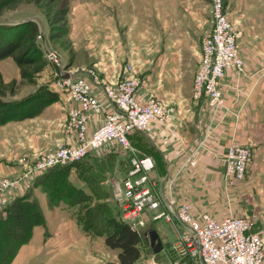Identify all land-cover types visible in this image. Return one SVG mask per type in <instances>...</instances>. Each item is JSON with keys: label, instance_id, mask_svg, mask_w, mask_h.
I'll list each match as a JSON object with an SVG mask.
<instances>
[{"label": "crops", "instance_id": "obj_1", "mask_svg": "<svg viewBox=\"0 0 264 264\" xmlns=\"http://www.w3.org/2000/svg\"><path fill=\"white\" fill-rule=\"evenodd\" d=\"M210 6L201 0H73L66 38L75 58L86 60H73L74 66L65 73L73 80H87L102 105V113L87 116V137L106 114L114 111L90 73L111 85L134 77L138 81L134 95L138 103L156 99L173 107L172 120L130 133L129 144L139 156L152 159L150 177L159 182L158 193H171L177 203L188 204L195 217L207 213L221 220L238 217L236 205L246 188V183L229 188L224 181V159L232 143L251 150L246 178L251 175L256 188L264 181V19L259 17H264V8L256 14L257 9L251 12L249 7L247 14L239 3L226 6L228 11L231 9L234 24L248 27L240 29L238 39L239 56L245 64L241 72L226 70L220 83L224 104L213 116L203 98H192L202 40L211 28ZM48 75L41 84H50ZM50 91L56 93L57 99L39 115L0 126V130L9 132L6 141L12 142L6 152L0 153V177L18 179L24 174L14 189L0 196V210L17 197L29 194L40 203L46 228L56 224L50 222V213L44 209L46 200L34 186L39 173L31 172L28 166L39 155L77 142L75 131L66 128L68 114L77 104L65 91L55 87ZM88 155L92 165H119L124 174L128 169L129 151L117 144ZM22 158H26V165ZM73 181L82 188L79 181ZM167 183H171L170 191ZM36 229L12 264H19L23 252L31 250Z\"/></svg>", "mask_w": 264, "mask_h": 264}, {"label": "built area", "instance_id": "obj_2", "mask_svg": "<svg viewBox=\"0 0 264 264\" xmlns=\"http://www.w3.org/2000/svg\"><path fill=\"white\" fill-rule=\"evenodd\" d=\"M210 5L211 29L202 40L192 98L194 101L203 98L215 116L224 104L220 83L226 70L241 72L244 65L237 49V35L232 30L223 1L210 0ZM46 58L60 69L55 88L67 92L70 100L77 104L70 110L66 121L67 128L75 131L77 142L39 156L29 164L31 172L41 173L55 166L74 164L91 151L117 144L129 151L126 173L122 178L110 180L111 196L120 210L121 220L136 232L143 231L151 222L161 220L169 224L175 233L169 246V264H263L264 232L251 217L217 220L207 213L193 216L188 204H177L171 193L163 195L156 191L159 182L150 177L154 168L152 159L139 156L130 146V133L142 132L153 123L172 120L173 107L156 99L138 103L134 96L138 81L134 77L111 85L90 73L93 81L100 84L114 111L106 114L101 125L87 137V116L102 113L101 103L93 96L87 80L66 77L60 55L55 50L46 49ZM126 68L130 70L129 66ZM251 158L248 147L238 143L229 146L224 159L227 187L235 186L246 177ZM13 185L12 181H1L0 192ZM167 189L170 191L171 183H167Z\"/></svg>", "mask_w": 264, "mask_h": 264}, {"label": "rangeland", "instance_id": "obj_3", "mask_svg": "<svg viewBox=\"0 0 264 264\" xmlns=\"http://www.w3.org/2000/svg\"><path fill=\"white\" fill-rule=\"evenodd\" d=\"M201 1L203 3L208 2V5L210 6V0ZM222 1L225 10L228 13L227 15L231 23L232 30L237 35L236 44L239 53L238 39L241 35V30L248 27H239L236 23L234 24L231 9L229 12L226 6L228 5L229 7L232 3H239L242 8L246 9L247 14L249 7L252 8L251 12L257 9L255 13L258 14L263 12L262 9L264 8V0ZM72 5L73 0H8L5 1V3H0V23L14 25H19L28 21L34 23V42L41 51L40 60L28 65L17 66L11 57L0 61L1 99L5 101H17L33 93L37 88L45 87L50 90L51 87H55V82L60 79V69L47 60L46 49L48 48L55 50L60 55L61 63L64 65V70L70 66H74L72 63L74 61L82 62L86 60L82 57L75 58V54L73 53L70 43L66 38L69 30V19L71 21L72 18V16L70 17L69 15ZM259 17L264 19L261 15H259ZM39 35L40 38L38 37ZM61 54L65 57L64 59L61 57ZM241 60L243 61L242 58ZM66 63H68V65H66ZM244 64L245 62L243 61V65ZM45 75H48L51 80L48 82L50 84H41ZM8 133V130H0V153L6 152L7 149L11 147L12 142L6 141ZM39 156H37V158ZM21 162L25 165L28 163L26 158H22ZM89 164V159H87L86 165ZM80 170L85 171L83 175L84 181L80 182V185H82V188L88 193L87 195H89V197L94 196L96 188L93 187L94 184L92 183L95 182L92 179L96 181L99 179V184L96 190L97 193H100L101 195L106 194L104 199L108 202L110 212L114 213L110 214L119 215L117 206L113 201L111 192H108V189L111 187V178H118L124 174L122 173L120 166L104 163L103 165H96L90 171L86 169V167L84 169L81 168ZM119 174H121V176ZM23 175L24 174H22L18 179L12 177H0V182L8 180L14 183L13 187L0 192V196L2 194L5 195L7 192L14 189V187L24 179ZM246 177L235 185L238 186L239 184L246 183V188L244 189L243 194H241V202H237L236 205V212L239 214L237 216L251 217L256 222V225L263 229L264 232V181L259 182V185L256 188L254 186L256 182L252 180V176L250 175L248 178ZM254 187L256 189H254ZM38 191L42 193L40 188H38ZM224 193H226V191ZM42 195L46 200V205L43 203L44 209L47 213H50V222L56 224V226L53 227L52 224H50L47 228L46 226L37 227L33 240L30 243L33 247L30 251L23 252V256L20 258L21 260H19V264H118L117 250L109 249L105 246L103 237L87 234L80 228L81 224L80 227L78 225L80 221L78 222L76 216L83 215L86 209L91 210L90 207H93L96 202L81 203L74 208H69L63 203L58 206H51L48 204L46 196L43 193ZM109 197H111L110 200ZM175 203L177 202L175 201ZM63 221L64 225L62 226L60 224H62ZM91 222L96 230L104 228L100 215L93 217ZM86 223L87 222L84 223L85 226H87ZM150 230H155L162 242L163 249L157 254H152L146 237V233ZM143 231L145 232V241L139 246L141 251V263L169 264V246L175 239V233L172 227L160 220L147 224ZM13 261L14 259L10 264H12Z\"/></svg>", "mask_w": 264, "mask_h": 264}, {"label": "trees", "instance_id": "obj_4", "mask_svg": "<svg viewBox=\"0 0 264 264\" xmlns=\"http://www.w3.org/2000/svg\"><path fill=\"white\" fill-rule=\"evenodd\" d=\"M3 0L0 3H5ZM35 25L28 21L19 25L0 23V61L13 58L17 66L28 65L40 60L41 51L34 42ZM25 46V48H24ZM57 99L56 93L45 87L37 88L33 93L21 100L5 101L0 98V125L12 121H20L39 115L47 106ZM87 155L80 162L47 169L36 177L34 186L40 188L46 196L48 204L58 206L63 203L74 208L85 202H96L86 209L83 215L76 216L78 225L87 234L104 238L105 246L117 250L118 264H143L140 261L139 246L145 241L144 231L136 232L122 222L119 215H111L106 194H98L99 179L94 180V196L87 195L83 188L73 181H84L81 168L93 169L94 165H86ZM104 164L98 163L97 165ZM86 165V166H85ZM107 198V197H106ZM112 210V209H111ZM111 213V214H110ZM114 214V213H113ZM100 215L104 228L96 230L91 219ZM87 222V226L84 223ZM45 226V219L38 201L29 194L17 197L0 210V264H10L19 249L26 245L35 227Z\"/></svg>", "mask_w": 264, "mask_h": 264}, {"label": "water", "instance_id": "obj_5", "mask_svg": "<svg viewBox=\"0 0 264 264\" xmlns=\"http://www.w3.org/2000/svg\"><path fill=\"white\" fill-rule=\"evenodd\" d=\"M149 246L151 248L152 254H157L163 249L162 242L155 230H150L146 233Z\"/></svg>", "mask_w": 264, "mask_h": 264}]
</instances>
